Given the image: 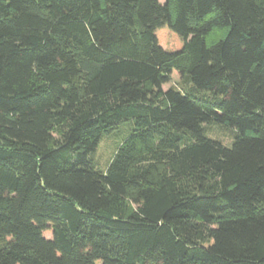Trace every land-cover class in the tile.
Segmentation results:
<instances>
[{"label":"trees","instance_id":"1","mask_svg":"<svg viewBox=\"0 0 264 264\" xmlns=\"http://www.w3.org/2000/svg\"><path fill=\"white\" fill-rule=\"evenodd\" d=\"M0 264H264V0H0Z\"/></svg>","mask_w":264,"mask_h":264},{"label":"rangeland","instance_id":"2","mask_svg":"<svg viewBox=\"0 0 264 264\" xmlns=\"http://www.w3.org/2000/svg\"><path fill=\"white\" fill-rule=\"evenodd\" d=\"M161 4L165 3V0H159ZM223 36L222 31H214L210 36L209 40L206 41L207 45L211 44L210 40H216ZM175 89L179 91H184L189 89V83L185 77H179L177 74H173L171 80L168 84L162 86L163 91L168 89ZM130 131L129 124H123L119 127L115 134H110L102 137L100 140L96 151L92 155V161L98 169L104 170L107 164L110 162L113 154L119 147L122 139ZM207 137L212 140L219 141L224 146H229L234 137V131L219 127L215 125L206 126ZM122 137V139H121ZM49 237V235H47Z\"/></svg>","mask_w":264,"mask_h":264}]
</instances>
